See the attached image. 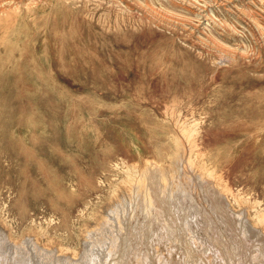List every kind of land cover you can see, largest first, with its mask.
Wrapping results in <instances>:
<instances>
[{
  "label": "rangeland",
  "instance_id": "1",
  "mask_svg": "<svg viewBox=\"0 0 264 264\" xmlns=\"http://www.w3.org/2000/svg\"><path fill=\"white\" fill-rule=\"evenodd\" d=\"M154 172L180 225L148 201ZM121 197L144 264L263 255L264 0H0V226L81 258Z\"/></svg>",
  "mask_w": 264,
  "mask_h": 264
},
{
  "label": "bare ground",
  "instance_id": "2",
  "mask_svg": "<svg viewBox=\"0 0 264 264\" xmlns=\"http://www.w3.org/2000/svg\"><path fill=\"white\" fill-rule=\"evenodd\" d=\"M206 2V1H205ZM198 14V13H197ZM163 17H164V15H163ZM195 17V16H194ZM208 22V21H207ZM226 23V22H225ZM224 24V23H223ZM233 27H234V25H233ZM210 36V35H209ZM216 37V36H215ZM211 39V38H210ZM213 40V39H212ZM215 41V40H214ZM10 45V44H9ZM14 45V44H13ZM215 46V45H214ZM221 49V48H220ZM220 55V54H219ZM221 59V58H220ZM227 59V58H226ZM226 59H224V61H226ZM221 61H223V60H221ZM221 61H220V64H221ZM223 63H225V62H223ZM222 63V64H223ZM219 64V65H220ZM173 107V106H172ZM173 115V114H172ZM176 122V121H175ZM183 128V127H182ZM183 131V130H182ZM194 133H195V131H194ZM193 134V133H192ZM189 135H191V134H189ZM180 154V153H179ZM186 159V158H185ZM184 159V160H185ZM188 161V160H187ZM190 162V161H189ZM189 164V163H188ZM151 165H152V163H151ZM147 167V166H146ZM155 167V166H154ZM170 167V166H169ZM173 167V166H172ZM171 168V167H170ZM190 168V167H189ZM152 169H153V167H152ZM159 169V168H158ZM150 170H151V168H150ZM159 170H161V169H159ZM158 170V171H159ZM192 170H193V167H192ZM147 171H149V170H147ZM152 171V173H153V170H151ZM172 171H174V170H171V173H172ZM197 171V170H196ZM176 172V171H175ZM150 172H148V174H149ZM157 173H159V172H157ZM197 173H199V172H197ZM196 173V174H197ZM142 174V173H141ZM148 174H145L146 176V178H147V175ZM160 174H161V171H160ZM183 174V173H182ZM152 175V177L150 178V180H146V181H149V184L147 185V186H149V188L152 190V191H150V193L148 192V194H150V195H148V201L150 202V204H151V207L153 206V204L155 203V202H158V204L159 205H161L162 207H164V209L166 210V212H164V214L166 215L167 214V216H169V218H170V221H171V223H173V222H176V223H179V222H181V220H179V214H181V213H179V211H175L176 209L178 210V203L173 199V202H171V203H169L168 205L169 206H167L166 207V205H167V203L168 202H166V200L167 201H169V199H170V197H169V199H166L165 200V204L164 203H162L161 202V200L160 201H157V199L159 198V197H157L156 195H158V194H156L157 193V191H158V189H159V187L156 185V183H155V179H156V177H155V175H157V174H155V172H154V176H153V174H151ZM177 175H179V174H177ZM142 176V175H141ZM158 176V175H157ZM162 176V175H161ZM173 176V180H174V175H172ZM182 176V175H181ZM192 176V175H191ZM190 176V177H191ZM196 176H198V175H196ZM202 176V175H201ZM158 177H160V176H158ZM170 177V176H169ZM177 177V176H176ZM188 177V176H187ZM194 177H195V175H194ZM203 177H205V176H203ZM203 177H201V178H203ZM149 178V177H148ZM153 178V179H152ZM155 178V179H154ZM162 178H164V177H162ZM184 178H185V176H184ZM192 178V177H191ZM200 178V179H201ZM140 179V178H139ZM160 179H161V177H160ZM167 179V178H166ZM205 178H203L202 180H204ZM157 180V179H156ZM165 180V179H164ZM170 180V179H169ZM168 180V181H169ZM180 180V179H179ZM191 180V179H190ZM167 181V180H166ZM187 181V180H186ZM205 181V180H204ZM157 182H159L158 180H157ZM181 182V181H180ZM187 182H189V180L187 181ZM192 182H194V181H192ZM192 182H190V183H192ZM195 182H197V181H195ZM201 182V181H200ZM203 182V181H202ZM161 183V182H160ZM162 183H163V179H162ZM139 184H140V182H139ZM157 184H159V183H157ZM164 184H166V182H164ZM204 184L206 185H208L209 186V184L208 183H206V182H204ZM160 185V184H159ZM169 185V184H168ZM200 185V184H199ZM139 186H142V185H139ZM146 186V187H147ZM191 186H192V184H191ZM210 186H213V185H211L210 184ZM143 187V186H142ZM163 187V186H162ZM166 187V186H165ZM165 187H163V188H165ZM174 187V186H173ZM173 187H172V189H173ZM178 187V186H177ZM200 187V186H199ZM205 187V186H204ZM207 187V186H206ZM145 188V187H144ZM148 188V187H147ZM201 188L203 189V187L201 186ZM143 189V188H142ZM202 189H201V191H202ZM212 189V188H211ZM139 190V189H138ZM137 190V191H138ZM169 190H170V186H169ZM168 189L166 190V191H169ZM213 190V189H212ZM134 191V190H133ZM146 192H147V190H145ZM149 191V190H148ZM160 191H162V189L160 188ZM165 191V192H166ZM172 191H174V190H172ZM214 191V190H213ZM145 192V193H146ZM164 192V191H163ZM182 192V191H181ZM180 192V193H181ZM203 192H204V189H203ZM211 192V191H210ZM139 193V192H138ZM140 193H144V190H142V192H140ZM144 193V194H145ZM159 194H160V192H158ZM166 193H168V192H166ZM169 193H171V191H169ZM176 193V192H175ZM174 193V194H175ZM214 193V192H213ZM133 194H135V193H133ZM179 194V193H178ZM207 194H209V192L207 193ZM147 194H145V196H146ZM161 195H162V192H161ZM160 195V196H161ZM169 195V194H168ZM177 195V194H176ZM189 195V194H188ZM215 195V194H214ZM213 195V196H214ZM141 196V195H140ZM159 196V195H158ZM163 196V195H162ZM166 196V195H165ZM165 196H163L164 197V199H165ZM170 196H172V195H170ZM216 196V195H215ZM214 196V197H215ZM162 197V198H163ZM176 197V196H175ZM181 197V196H180ZM217 197V196H216ZM139 198V197H138ZM145 197L143 196V198H142V200L144 199ZM161 198V197H160ZM161 198V199H162ZM168 198V197H167ZM173 198V196L171 197V199ZM213 198V197H212ZM124 198L123 197H121V199L120 200H123ZM137 199V198H136ZM170 199V200H171ZM184 199V198H183ZM188 199H189V197H188ZM218 199V198H217ZM233 199V198H232ZM135 200V199H134ZM142 200H140L141 202H142ZM145 200V199H144ZM187 200V199H186ZM126 201V202H125ZM123 200V202H122V204H120V203H118V204H120V206H118V204H115V205H112V206H110L109 205V208L107 209V211H110L111 213H112V217H109L108 216V214L105 212V211H103V212H105V214H107V217L106 218H104L103 220H101V225L99 224V226H94V227H92L90 230H84V235H83V239H84V241H83V246H82V251H83V256H82V254H81V258H77V257H71V256H65V255H62L61 253H59V251H58V249H50L49 247H46V246H44V245H41L40 243H38V241L36 240V238L32 235V234H28L26 237H25V239L24 240H16V239H13V237L12 236H10L9 234H8V232L5 230V228L4 227H1L0 226V264H118V261L120 260H117V254H118V252H120V251H123V250H121L122 249V247L124 246V244H126V241H128L127 243H130V246H131V249H130V251H131V253L128 251V253L126 252V255H128V254H131L130 256H129V258H128V256L126 257L125 256V252H124V254H123V258L124 257H126V258H124L125 260H127L128 259V261L130 260L131 261V263L130 262H127L126 261V263L125 264H144L143 263V261L145 262L146 261V258H148L147 257V254L145 255V252L144 253H142L143 251H144V249H146L145 247H143L144 246V244L146 243V240H151L152 239V236L151 235H148V236H146V234H144V235H141V234H139V230L136 232L135 231V229L139 226H137V227H134V225H133V227L131 228V229H133L131 232H126L127 233V235H125V236H121V235H118V234H115L116 232L118 233V231L120 232L122 229H121V227H118L117 228V226H120V225H122L123 223H124V221H125V223H126V219L128 218V216L127 215H125V213L123 212V210H124V208H125V206H127L128 204L127 203H129V201H130V199L127 201V200ZM146 201V200H145ZM145 201H143V202H145ZM148 201H146V202H148ZM162 201H164V200H162ZM201 201V200H200ZM204 201V200H203ZM132 202H133V199H132ZM145 202V203H146ZM185 202V201H184ZM144 203V204H145ZM219 204V202H217L216 201V204ZM223 203V202H222ZM127 204V205H126ZM133 204H134V202H133ZM138 204H139V202H138ZM157 204V203H156ZM155 204V205H156ZM186 204V203H185ZM192 204H193V202H192ZM202 204H203V202H202ZM214 204V203H213ZM141 205H143V204H141ZM140 205V206H141ZM153 206L154 208H157V205L156 206ZM158 205V206H159ZM191 205V204H190ZM230 205V204H229ZM107 206V205H106ZM130 206V205H129ZM129 206H127V207H129ZM136 206V205H135ZM140 206H137V208H140ZM195 206H197V205H195ZM209 206V205H208ZM211 206V205H210ZM215 206V205H214ZM133 207V206H132ZM131 207V208H132ZM144 208H147V207H145V206H143ZM142 207V208H143ZM162 207H158L160 210H161V208ZM182 207V206H181ZM218 207V205L217 206H215L214 208H217ZM222 207H223V205H221L219 208H221L222 209ZM130 208V209H131ZM136 208V209H137ZM192 208V207H191ZM190 208V209H191ZM218 208V209H219ZM245 208V207H244ZM126 209V208H125ZM128 210H129V208H127ZM125 210V212L126 213H128L127 211L128 210ZM141 209V208H140ZM164 209L161 211L162 212V214H163V211H164ZM174 209V210H173ZM182 209H183V207H182ZM211 209V208H210ZM246 209V208H245ZM146 210H148V211H150V209H146ZM157 210V209H156ZM160 210H158L157 212L159 213V211ZM181 210V209H180ZM217 210V209H216ZM215 210V211H216ZM226 209H224V211H225ZM244 210V209H243ZM119 211H121V212H123L122 213V216L120 217V215H121V212H119ZM130 211H132V210H130ZM139 211V210H138ZM142 211V210H141ZM153 211V210H152ZM219 211V210H218ZM221 211H223V209L221 210ZM222 212L223 214L226 212ZM101 212V211H100ZM102 212V213H103ZM181 212H184L183 210L181 211ZM220 212V211H219ZM232 212V211H231ZM230 212V213H231ZM109 213V212H108ZM142 213H143V211H142ZM229 213V212H228ZM227 213V214H228ZM110 214V213H109ZM129 214H130V212H129ZM136 214V213H135ZM135 214L133 215V216H135ZM146 214V213H145ZM148 214V213H147ZM146 214V215H147ZM151 214V213H150ZM183 214V213H182ZM210 214V213H209ZM213 214H215V213H213ZM227 214H226V216H227ZM263 214V213H262ZM123 215L125 216V217H123ZM131 215V214H130ZM155 215V214H154ZM158 215V214H157ZM187 215V214H186ZM190 215V214H189ZM212 215V214H211ZM216 215V214H215ZM225 215V214H224ZM223 215V216H224ZM229 215V214H228ZM142 216H143V214H142ZM148 216V215H147ZM146 216V217H147ZM150 216H153L152 214L150 215ZM156 216V215H155ZM159 216V215H158ZM178 216V217H177ZM184 216V215H183ZM226 216H224V217H226ZM231 216H232V214H231ZM238 216V215H237ZM236 216V217H237ZM160 217V216H159ZM166 216H164V218H165ZM181 215H180V219H181ZM223 217V218H224ZM230 217V216H229ZM228 217V219H231V218H229ZM234 216H232V218H233ZM235 217V218H236ZM240 217V219H242L243 220V222L245 223L244 225L245 226H248L249 228H253V226L249 223V221H248V219L247 218H245V216H243V213H242V215L241 216H239ZM244 217V218H243ZM133 218V217H132ZM137 217L135 216V219H136ZM147 218H149V217H147ZM168 218V217H167ZM197 218H198V216H197ZM217 218V217H216ZM152 219V218H151ZM205 219V218H204ZM225 219V218H224ZM123 220V221H122ZM132 220H134V219H132ZM147 220H149V219H147ZM157 220V219H156ZM163 220V219H162ZM182 220H186V219H182ZM189 220V219H188ZM232 220V219H231ZM234 220V219H233ZM129 221V220H128ZM136 221H137V219H136ZM135 221V222H136ZM154 221H155V219H154ZM153 221V222H154ZM179 221V222H178ZM208 221V220H207ZM230 221V220H229ZM237 221H238V219H237ZM146 222V221H145ZM183 222V221H182ZM188 222V221H187ZM227 222H228V220H227ZM234 222V221H233ZM232 222V223H233ZM239 223L237 224L238 226L240 225V221H238ZM129 223V222H128ZM127 223V224H128ZM155 223V222H154ZM162 223V222H161ZM212 223V222H211ZM225 223V225H226V222H224ZM229 223V222H228ZM227 223V225L229 226V224ZM231 223V224H232ZM132 223H130V226H132L131 225ZM134 224V223H133ZM137 224V223H136ZM151 224V223H150ZM149 224V225H150ZM158 224V223H157ZM174 224V223H173ZM185 224V223H184ZM126 225V224H125ZM145 225V224H144ZM172 225V224H171ZM179 225H180V223H179ZM233 225V224H232ZM231 225V226H232ZM235 225V224H234ZM237 225L235 226V227H237ZM243 225V226H244ZM124 226V225H123ZM128 226H129V224H128ZM146 226V225H145ZM152 226V225H151ZM155 226V225H154ZM154 226H152V228L154 227ZM176 226V225H175ZM208 226V225H207ZM214 226V225H213ZM230 226V227H231ZM187 227V226H186ZM195 227V226H194ZM219 227V226H218ZM221 227V226H220ZM235 227H233V228H235ZM127 229H128V227H126ZM125 228V229H126ZM130 228V227H129ZM150 228V227H149ZM192 228V227H191ZM212 228V227H211ZM232 227L230 228V229H233ZM238 228V227H237ZM121 229V230H120ZM170 229V228H169ZM172 229V228H171ZM215 229V228H214ZM148 231L149 230H151V231H153V229H147ZM188 230V229H187ZM213 230V229H212ZM225 230V229H224ZM234 230V229H233ZM232 230V231H233ZM238 230H240V229H237V231ZM251 230V229H250ZM255 230H257V229H255ZM255 230H253V231H255ZM123 232H124V230H122ZM126 231V230H125ZM173 231V230H172ZM186 231V230H185ZM227 231V230H226ZM246 231V232H245ZM252 231V230H251ZM122 232V235L124 234ZM142 232V234H143V231H141ZM211 232V231H210ZM214 232V231H213ZM231 232V231H230ZM229 232V233H230ZM236 232V231H235ZM234 232V233H235ZM241 232V231H240ZM239 232V233H240ZM258 232V231H257ZM256 232V233H257ZM125 233V234H126ZM145 233H146V231H145ZM174 233H175V231H174ZM237 233V232H236ZM238 233V234H239ZM253 233V232H252ZM119 234H121V233H119ZM152 234H153V232H152ZM167 234V233H166ZM171 234H173V233H171ZM182 234V233H181ZM189 234V233H188ZM193 234V233H192ZM241 234V233H240ZM244 234V235H243ZM251 234V233H250ZM258 234V233H257ZM261 234V233H260ZM259 234V235H260ZM154 235V234H153ZM174 235V234H173ZM180 235V234H179ZM184 235V234H183ZM242 235H243V237L245 236H249V233L247 232V229H245L244 228V231H242ZM254 235V234H253ZM253 235H251V236H253ZM258 235V236H259ZM262 235V234H261ZM258 236H256V237H258ZM154 237V236H153ZM172 237V236H171ZM186 237V236H185ZM194 237V236H193ZM228 237V236H227ZM233 237V236H232ZM239 237V236H238ZM241 237V236H240ZM239 237V238H240ZM255 237V238H256ZM259 237H261V236H259ZM258 237V238H259ZM234 238V237H233ZM253 238V237H252ZM261 238H264V237H261ZM82 239V240H83ZM183 239H184V237H183ZM196 240V238L194 237L193 238V240ZM217 239V238H216ZM221 239H226V237L225 238H221ZM232 239V238H231ZM236 239V238H235ZM240 239H242L243 240V238H240ZM245 239V238H244ZM247 239V238H246ZM250 239V238H249ZM153 240V239H152ZM177 240V239H176ZM180 240V239H179ZM191 240H192V238H191ZM206 240V239H205ZM248 240V239H247ZM257 240V239H256ZM264 240V239H263ZM155 241V240H154ZM178 241V240H177ZM186 241V240H185ZM199 241V240H198ZM204 241V240H203ZM215 241V240H214ZM231 241V240H230ZM234 241H236V240H234ZM243 241H245V243H246V240H243ZM250 241V240H249ZM252 241L253 240H251V242L250 243H252ZM255 241V240H254ZM179 242V241H178ZM181 242V241H180ZM183 242V241H182ZM196 242V241H195ZM195 242H193L194 244H195ZM205 242V241H204ZM240 242V241H239ZM193 243L191 244V245H193ZM206 243H208V242H206ZM213 243H216L217 244V242H213ZM212 243V244H213ZM222 243V242H221ZM228 243V242H227ZM234 243V242H233ZM241 244L242 243H244V242H240ZM245 243H244V245H245ZM257 244H258V248H259V243L258 242H256ZM155 244V243H154ZM183 244V243H182ZM186 243H184V245H185ZM197 244V243H196ZM198 244H201L200 242H198ZM197 244V245H198ZM239 244V243H238ZM241 244H239V245H241ZM247 244V243H246ZM253 244V243H252ZM196 245V246H197ZM208 244H206V246H207ZM210 245V244H209ZM213 245H215V244H213ZM218 245V244H217ZM216 245V246H217ZM236 245H237V243L235 242V246H234V249L236 248ZM128 245H125V248L127 247ZM145 246H146V244H145ZM179 246H180V244H179ZM183 246V245H182ZM242 246H243V244H242ZM247 246H248V244H247ZM252 246V245H251ZM143 247V248H142ZM154 247V246H153ZM176 247H178L177 245H176ZM189 247V246H188ZM210 247V246H209ZM237 247H238V245H237ZM240 247V246H239ZM244 247V246H243ZM253 247V246H252ZM251 247V248H252ZM159 248V247H158ZM186 248V247H185ZM194 248V247H193ZM208 248V247H207ZM227 248V247H226ZM226 248H225V250H226ZM244 248H246L247 249V247H244ZM244 248H242L241 247V250L242 249H244ZM249 248V247H248ZM257 248V247H256ZM262 248V247H261ZM127 249V248H126ZM178 249V248H177ZM187 249V248H186ZM195 249V248H194ZM204 249V248H203ZM217 249V248H216ZM219 249V248H218ZM217 249V250H218ZM223 249V248H222ZM254 249V248H253ZM60 250V249H59ZM159 250V249H158ZM224 250V251H225ZM237 250H239V249H237ZM81 251V250H80ZM154 251V250H153ZM155 251H156V249H155ZM182 251V250H181ZM185 251V250H184ZM195 251V250H194ZM193 251V252H194ZM212 251H215L214 249H212ZM236 251V250H235ZM255 251H257L256 249H255ZM263 251V250H262ZM148 252H149V249H148ZM188 252V251H187ZM186 252V253H187ZM189 252H191V251H189ZM192 252V253H193ZM220 252V251H219ZM227 252V251H226ZM251 252V251H250ZM249 252V253H250ZM253 252V251H252ZM251 252V253H252ZM123 253V252H122ZM121 253V254H122ZM156 253V252H155ZM185 253V254H186ZM192 253H190V254H192ZM215 253V252H214ZM218 253V252H217ZM216 253V254H217ZM233 253V252H232ZM250 253V254H251ZM256 253V252H255ZM259 253V252H258ZM257 253V254H258ZM120 254V255H121ZM143 254V255H142ZM149 254V253H148ZM157 254V253H156ZM162 254V253H161ZM161 254L159 255V257L161 256ZM179 254H180V252H179ZM197 254V253H196ZM250 254H249V256H250ZM256 254V255H257ZM262 254L263 255H260L259 257L258 256H256L257 257V259H256V257H252V258H255V259H251V257L250 258H248L247 257V259L244 257V259L245 260H249L250 261V264H264V253L262 252ZM119 255V254H118ZM150 255V254H149ZM167 255V254H166ZM219 255V254H218ZM221 255V254H220ZM232 255V254H231ZM254 255V254H253ZM73 256V255H72ZM145 256V257H144ZM186 256H187V254H186ZM188 256H190V255H188ZM222 256H224V254H222ZM237 256V255H236ZM152 257V256H151ZM155 257H157V256H155ZM170 257V256H169ZM204 257H206V256H204ZM242 257V256H241ZM240 257V258H241ZM120 258V257H119ZM122 258V257H121ZM136 258H139V260L138 259H136ZM153 258V257H152ZM161 258V257H160ZM159 258V260H160V262H161V260H163V259H160ZM164 258H165V256H164ZM188 258V257H187ZM194 258V257H193ZM212 258V257H211ZM131 259H133V260H131ZM141 259V260H140ZM149 259H150V257H149ZM154 259V258H153ZM186 259V258H185ZM214 259V258H213ZM226 259V258H225ZM230 259V258H229ZM237 259V258H236ZM235 259V260H236ZM239 259V258H238ZM156 260H157V258H156ZM171 260V259H170ZM173 260V259H172ZM176 260V259H175ZM181 260V259H180ZM203 260V259H202ZM124 261V260H123ZM122 261V262H123ZM168 261H169V259H168ZM167 260L166 261H162V262H165L166 264H184V263H181V262H178V261H172L171 263H170V261L168 262ZM184 261H186L185 262V264H192V260H190V259H188V260H184ZM200 261V260H199ZM220 261V260H219ZM231 261V260H230ZM241 261V260H240ZM243 261V260H242ZM242 261H241V263H242ZM110 262V263H109ZM147 262V261H146ZM154 261L152 260V263H153ZM159 262V263H160ZM206 262V261H205ZM214 262V261H213ZM245 262V261H244ZM148 263V262H147ZM146 263V264H147ZM158 262L156 263V264H159ZM196 263V262H195ZM208 263V262H207ZM230 263V262H229ZM228 263V264H229ZM234 263H235V261H234ZM121 264V263H120ZM196 264H198V263H196ZM199 264H203V262H199ZM237 264H238V261H237ZM245 264H246V262H245ZM248 264V263H247Z\"/></svg>",
  "mask_w": 264,
  "mask_h": 264
}]
</instances>
